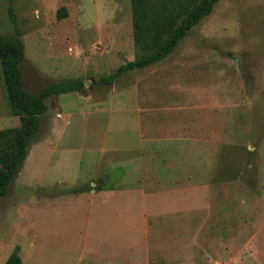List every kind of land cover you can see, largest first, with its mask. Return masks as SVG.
<instances>
[{
    "label": "rangeland",
    "instance_id": "obj_1",
    "mask_svg": "<svg viewBox=\"0 0 264 264\" xmlns=\"http://www.w3.org/2000/svg\"><path fill=\"white\" fill-rule=\"evenodd\" d=\"M17 31L27 91L85 85L47 99L0 198V264L16 246L22 264H264V0H219L168 57L94 87L138 55L131 0H0ZM19 126L0 62V130Z\"/></svg>",
    "mask_w": 264,
    "mask_h": 264
},
{
    "label": "trees",
    "instance_id": "obj_2",
    "mask_svg": "<svg viewBox=\"0 0 264 264\" xmlns=\"http://www.w3.org/2000/svg\"><path fill=\"white\" fill-rule=\"evenodd\" d=\"M219 0H131L133 38L137 57L118 67L112 74L94 82L113 84L125 73L154 65L174 52L182 39L212 13ZM67 16L66 7L57 12L59 20ZM25 44L17 31L0 32L2 77L11 112L20 120L19 127L0 130V198L10 186L27 159L32 138L42 127V117L49 110L47 99L53 95L82 91L85 81H54L38 93L25 89L21 64L25 60ZM20 248L15 247L4 264H22Z\"/></svg>",
    "mask_w": 264,
    "mask_h": 264
},
{
    "label": "crops",
    "instance_id": "obj_3",
    "mask_svg": "<svg viewBox=\"0 0 264 264\" xmlns=\"http://www.w3.org/2000/svg\"><path fill=\"white\" fill-rule=\"evenodd\" d=\"M106 188V187H105Z\"/></svg>",
    "mask_w": 264,
    "mask_h": 264
}]
</instances>
